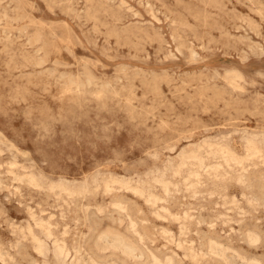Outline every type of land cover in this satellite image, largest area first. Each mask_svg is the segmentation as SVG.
I'll list each match as a JSON object with an SVG mask.
<instances>
[{
	"label": "rangeland",
	"instance_id": "rangeland-1",
	"mask_svg": "<svg viewBox=\"0 0 264 264\" xmlns=\"http://www.w3.org/2000/svg\"><path fill=\"white\" fill-rule=\"evenodd\" d=\"M0 167V264H264V0H0Z\"/></svg>",
	"mask_w": 264,
	"mask_h": 264
},
{
	"label": "bare ground",
	"instance_id": "bare-ground-1",
	"mask_svg": "<svg viewBox=\"0 0 264 264\" xmlns=\"http://www.w3.org/2000/svg\"><path fill=\"white\" fill-rule=\"evenodd\" d=\"M193 156L197 157L198 154L193 153ZM108 184L106 183L105 185L108 186ZM119 226H107L106 228H101L99 222L93 218V225L90 227L88 236L83 241L82 236H80L79 240L77 241V245L74 247L76 254H79L81 257H83L82 255L85 253V247L87 255L90 259L89 261L92 264H170V259L162 260V258L158 256V254L147 245L145 238L139 231H137L133 222H131V224L127 226V230L129 233L123 232ZM69 251V247L65 242H59L57 244L56 252L59 255L67 256L69 254Z\"/></svg>",
	"mask_w": 264,
	"mask_h": 264
}]
</instances>
